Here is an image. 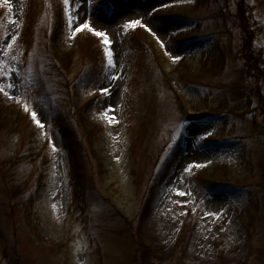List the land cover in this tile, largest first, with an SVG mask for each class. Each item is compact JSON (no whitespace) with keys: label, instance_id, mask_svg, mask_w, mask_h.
<instances>
[{"label":"rangeland","instance_id":"rangeland-1","mask_svg":"<svg viewBox=\"0 0 264 264\" xmlns=\"http://www.w3.org/2000/svg\"><path fill=\"white\" fill-rule=\"evenodd\" d=\"M70 5L74 26L112 43L73 36L63 0H0V68L13 73L0 80L22 99L0 96L23 117L0 128V264H264V0ZM91 45L92 80L79 57ZM85 103L91 143L71 116Z\"/></svg>","mask_w":264,"mask_h":264},{"label":"trees","instance_id":"trees-1","mask_svg":"<svg viewBox=\"0 0 264 264\" xmlns=\"http://www.w3.org/2000/svg\"><path fill=\"white\" fill-rule=\"evenodd\" d=\"M60 8H61V5L59 6V9L55 13L56 20H55L54 27H53L52 40H56V39L58 40L59 38L57 34L60 35V33L63 32L64 30L63 14ZM76 52H79V51H74V53H71V56L75 54ZM100 55H101L100 51L98 49H95V47L92 45L89 48V53L85 52L82 55L79 54L80 60L84 61L82 66L85 68V71L88 73L90 80L95 79L96 75L99 73V65L97 61L99 62ZM253 59L256 60L257 58L253 57ZM258 64H260V67L263 66L262 61H258ZM90 108H91V103H85L82 106H76L74 104V110L71 113L72 114L71 116L75 123L74 127L78 125L82 133L86 135L85 140L88 143H91V137L93 136L92 133L94 131L93 125L91 126V124L89 123L86 117V115L89 114V112L91 111ZM21 115H22L21 110L19 109V107H17V104L7 103L0 96V128L1 129H5V130L7 129L9 133L17 132L20 128V124H21L20 122L22 121L21 118H23ZM56 117L57 118L55 120L57 124L59 125L60 130L63 134L64 143L66 147L70 150V153H73L74 152L73 150H75L76 141L75 142L69 141L71 134L73 132V128L71 127L72 124L69 121H66V123L63 122L59 114ZM74 158L72 157V166L75 165V161L73 160ZM73 192L75 196L76 190L74 189Z\"/></svg>","mask_w":264,"mask_h":264},{"label":"snow or ice","instance_id":"snow-or-ice-1","mask_svg":"<svg viewBox=\"0 0 264 264\" xmlns=\"http://www.w3.org/2000/svg\"><path fill=\"white\" fill-rule=\"evenodd\" d=\"M87 2H89V0H81V3H87ZM63 4H64L65 10H66V12L68 14V25H69L70 28H73V32H72L73 36H75V34L77 32H80L81 30L87 28L91 32L95 33L97 36L103 37L105 44H111L112 43V41L108 38V35H107L106 31L98 30L95 27H92L91 22L89 20H87V19H85V21L83 23H75V26H74V21H79L80 17H79V15H77L75 18L72 16L70 0H63ZM9 7H11L10 4H9ZM76 7L79 8L80 4H77ZM140 24H141V20L140 19H130V20L125 22L124 28L125 29H127L129 27L135 28L137 25H140ZM143 27L146 28L149 32H152V34L154 36L156 35V33L153 31V29L151 27L148 26V24H144ZM19 35H20L19 33H16V34L12 35L11 36V40L15 41ZM157 39H159V36H157ZM5 43H6V46L8 48L11 47V44H8L7 42H5ZM161 43L163 44V41H161ZM105 51H106L107 57H108V64L110 66H112L113 68H115V63H114V61L112 59V50L110 48H106ZM172 58H173V60L179 59L178 56H173ZM0 76L10 77V76H13V73L8 72V71H4L2 68H0ZM16 87L17 86H16V84L14 82L5 83L4 81L0 80V93H3L4 95L9 96V98H15L19 102L22 98L20 96H18V95H16V96L13 95V92L16 89ZM109 87H110V85H109ZM10 90H13V91H10ZM100 91L103 94H105V95H109V88L108 87H101ZM23 107H24L25 111L29 110V104L27 102H25L23 104ZM109 107H111L110 104H109ZM31 116H32L33 120L35 121V123L38 126H40L41 128L44 127L43 122L40 119L37 118V113H36L35 110L31 111ZM208 135H209V133L207 131H205L204 132V136H208ZM52 148H53L54 151L56 150L55 144H52ZM117 159H118V157H117ZM194 165L195 166H200L196 161H193L192 163L187 165V167L184 169V171L185 172L190 171ZM181 179H182V177H181ZM176 191H177L178 195H180V196H185L186 195V193H184L179 188H177ZM180 202L181 203H186V201H180ZM52 207L55 208L56 205H52ZM222 211H223V209H221V212ZM221 212L205 213V215L212 216V217H219Z\"/></svg>","mask_w":264,"mask_h":264}]
</instances>
